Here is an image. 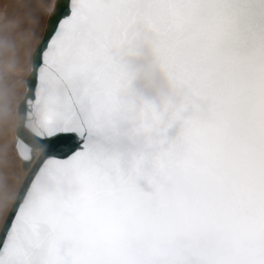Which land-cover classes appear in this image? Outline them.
Masks as SVG:
<instances>
[{"label": "snow or ice", "instance_id": "1", "mask_svg": "<svg viewBox=\"0 0 264 264\" xmlns=\"http://www.w3.org/2000/svg\"><path fill=\"white\" fill-rule=\"evenodd\" d=\"M29 59L0 264H264V0H57Z\"/></svg>", "mask_w": 264, "mask_h": 264}, {"label": "rangeland", "instance_id": "2", "mask_svg": "<svg viewBox=\"0 0 264 264\" xmlns=\"http://www.w3.org/2000/svg\"><path fill=\"white\" fill-rule=\"evenodd\" d=\"M55 1L31 0L21 8L15 0H0V226L27 175L15 149L17 106L26 92L31 51Z\"/></svg>", "mask_w": 264, "mask_h": 264}, {"label": "clouds", "instance_id": "3", "mask_svg": "<svg viewBox=\"0 0 264 264\" xmlns=\"http://www.w3.org/2000/svg\"><path fill=\"white\" fill-rule=\"evenodd\" d=\"M122 63L129 68L133 73H139L145 66V59H123ZM163 85L158 77L154 76L150 83H145L142 80H137L130 90V96L134 99H144L155 101L158 94L162 91Z\"/></svg>", "mask_w": 264, "mask_h": 264}, {"label": "water", "instance_id": "4", "mask_svg": "<svg viewBox=\"0 0 264 264\" xmlns=\"http://www.w3.org/2000/svg\"><path fill=\"white\" fill-rule=\"evenodd\" d=\"M55 3H57V0L55 1ZM47 24H48V19H47ZM47 24H46V27H45V30H44V34L43 36L45 35L46 33V29H47ZM42 36V37H43ZM32 81V73H31V69H30V72L28 74V76L26 77V80H25V84H26V91H27V85L28 83ZM150 83V82H149ZM21 101L19 102L18 106L20 105ZM18 106H17V111H18ZM19 133V137L21 139H18L17 137V134ZM15 134H16V140H15V148H16V152H17V155L19 156V158L22 160V164H21V168H22V171L26 172L27 175L25 177V179L23 180L18 192L23 188L25 182L28 180V178L30 177L31 175V172L33 170V168L35 167V164H33L32 166L28 167L27 169H25L24 167V164L25 162L23 161V158L22 156L20 155L21 151L23 150L24 148V143L23 142H28V143H32V140H31V136H30V127L28 125V122L27 121H20L17 117V126H16V130H15ZM35 147H38L36 145H34ZM70 146L72 147H75V142H71ZM36 162L38 163L39 160L43 157L44 153L43 151H37L36 152ZM15 200V199H14ZM14 202V201H13ZM13 204V203H12Z\"/></svg>", "mask_w": 264, "mask_h": 264}, {"label": "bare ground", "instance_id": "5", "mask_svg": "<svg viewBox=\"0 0 264 264\" xmlns=\"http://www.w3.org/2000/svg\"><path fill=\"white\" fill-rule=\"evenodd\" d=\"M15 136H16V134H15ZM16 149V148H15ZM17 153V152H16ZM19 157V156H18ZM21 160V159H20ZM22 161V160H21ZM22 164V163H21ZM24 172V171H23ZM26 173V172H25ZM27 174V173H26Z\"/></svg>", "mask_w": 264, "mask_h": 264}]
</instances>
